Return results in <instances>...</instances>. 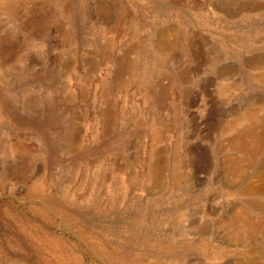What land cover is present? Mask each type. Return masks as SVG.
Masks as SVG:
<instances>
[{"label":"rangeland","instance_id":"1","mask_svg":"<svg viewBox=\"0 0 264 264\" xmlns=\"http://www.w3.org/2000/svg\"><path fill=\"white\" fill-rule=\"evenodd\" d=\"M263 76L264 0H0V264H264Z\"/></svg>","mask_w":264,"mask_h":264},{"label":"bare ground","instance_id":"2","mask_svg":"<svg viewBox=\"0 0 264 264\" xmlns=\"http://www.w3.org/2000/svg\"><path fill=\"white\" fill-rule=\"evenodd\" d=\"M161 43H160V45H162ZM262 79L264 80V76L262 77ZM161 89H163V88H161ZM164 92H166V91H164ZM162 93H163V91L161 90L160 94H162ZM113 116H114L113 108L109 104H107L106 109H105V121L107 120V123L111 122L110 119L113 118ZM249 119L251 120V123H252V121L255 122V116L250 115ZM253 134H254L253 124H251L246 129H244L241 132V134L238 133V135L234 136L230 140L231 141L230 144L233 146V148L235 147V148H239V149H241L243 151H246L248 149V143L250 142L249 140H248L249 141L248 142L247 140L244 139V136H247V137L254 138L256 140L255 141L256 145L258 146L259 143L261 142L260 141L261 140V138H260L261 135H260V137H258L259 135L256 136L257 137L256 138L255 135H253ZM257 146H255V147H257ZM255 147L251 149V152H249L250 154H253V152H255L254 151ZM151 173H152L151 177H153V179H155L156 175H157V173L155 172V168L151 169ZM245 222H246L245 226L248 229L249 234H252L253 232H257L259 230H264V217L258 223H253L249 218L246 217Z\"/></svg>","mask_w":264,"mask_h":264}]
</instances>
